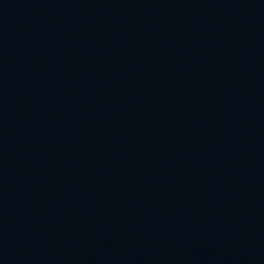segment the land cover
I'll return each mask as SVG.
<instances>
[{
    "label": "water",
    "instance_id": "water-1",
    "mask_svg": "<svg viewBox=\"0 0 264 264\" xmlns=\"http://www.w3.org/2000/svg\"><path fill=\"white\" fill-rule=\"evenodd\" d=\"M0 264H264V0H0Z\"/></svg>",
    "mask_w": 264,
    "mask_h": 264
}]
</instances>
